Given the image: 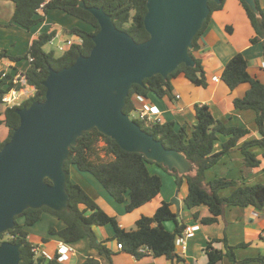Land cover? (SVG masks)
Returning a JSON list of instances; mask_svg holds the SVG:
<instances>
[{
  "label": "trees",
  "instance_id": "1",
  "mask_svg": "<svg viewBox=\"0 0 264 264\" xmlns=\"http://www.w3.org/2000/svg\"><path fill=\"white\" fill-rule=\"evenodd\" d=\"M15 4V11L10 24L21 25L32 29L44 21L50 9H61L66 13L76 16L89 25V29L73 26L67 31L71 34L81 36L83 43L72 44L61 55H56L54 50H45L44 46L56 35V31L41 32L36 36L25 55V58L32 57L26 75L30 84L37 88L34 96L24 100L20 105H2V96L9 87H5L6 78L0 79V126L3 124L8 128V135L5 139L0 136V150L7 143L15 129L20 125V115L16 112L18 107L30 106L34 101L44 100L46 87L44 81L49 75L50 68L62 69L74 63L80 54H90L94 47L93 35L100 29V24L95 16L86 8L80 6L82 0H12ZM87 6H99L111 14L116 26L128 32L137 42L149 38V32L144 23L147 12V0H83ZM258 11L251 9L245 0H241L248 17L256 31L251 38L252 42L264 39V9L260 0H255ZM225 0L217 3L209 2L211 13L203 28L199 30L193 41V51L199 48V37L211 20L212 13L224 7ZM44 4V5H43ZM43 5V6H42ZM43 8L45 15L38 13ZM195 65L188 66L181 64L168 77L161 74L154 75L144 80V85L135 84L127 98L124 111L131 113L135 108L134 98L136 95L148 96L155 93L159 97L169 95L173 97V79L184 74L188 79L197 85L206 86L207 78L204 64L194 54ZM8 58L12 61L21 59L18 55H12L6 48L0 47V59ZM222 80L229 88L234 89L243 82H249L251 87L244 97L234 99V105L238 109H254L256 111V123L262 136L258 139H247L241 145L239 141L245 137L250 130L239 126H229L218 120L212 114L210 107L206 104L197 103L195 111L197 123L189 129L187 124L177 126L173 120L151 123L146 125L144 121L135 119L143 129L153 134L155 138L163 141L166 147L177 149L183 153L193 164L194 170L181 174L174 168L169 170L162 164L149 160L141 152H131L120 147L117 142L98 129L87 131L78 138L77 145L73 148L70 158L66 161L68 173L67 190L69 192V206L67 209L57 211L48 206L38 209L29 208L16 217V225L13 229L2 233L1 240H8L21 243L22 261L21 264H29L36 260L33 251L34 244L29 239V231L26 227L32 226L41 220L44 212H50L64 221L66 226L62 229L50 227L49 233L60 237L66 243L76 242L84 237H89L91 245L97 247L102 253L111 255L112 251L106 246L105 241H98L95 228L99 226L112 225L115 230L114 239L122 243L123 248L137 258L148 254L156 257L166 256L171 260H180L176 248V239L182 235L187 228L186 223H180L176 212L172 209V203L163 201L156 212L151 215H142L136 221V228L127 230L120 226L116 216L108 214L98 202L77 182L73 181L70 174L71 165H76L79 170L90 172L104 186L107 192L119 203L127 201L126 209L131 211L156 198L162 189V178L149 170L150 164H157L166 171L174 174L178 187L183 181L188 184V194L184 202L188 208L198 205H207L211 215L200 218V213L195 212L194 217L204 224H211L218 221L227 208L234 206L254 205L264 208V182L254 185H240L239 181L226 177H216L206 180L205 172L213 167L219 160L236 148H240L244 154V162L247 167H258L261 164L256 153L252 152V146L264 147V82L252 76L248 70V61L242 52L233 55L224 67ZM223 134L228 139L223 142L219 151H214L218 136ZM100 141L105 145L98 146ZM111 157L104 159L102 154ZM264 155V153H263ZM225 188H232L227 196H222L220 191ZM23 219V222H20ZM175 221L176 227L173 231L168 230L164 223ZM216 244H222L217 246ZM204 250L207 255V264H224V258L228 257L232 264H246L258 260L264 264V256L251 257L239 260L235 254V246L229 244L227 237L209 239ZM43 264H60L57 256L46 261L39 257Z\"/></svg>",
  "mask_w": 264,
  "mask_h": 264
},
{
  "label": "water",
  "instance_id": "2",
  "mask_svg": "<svg viewBox=\"0 0 264 264\" xmlns=\"http://www.w3.org/2000/svg\"><path fill=\"white\" fill-rule=\"evenodd\" d=\"M210 1L147 0L144 23L150 36L142 42L119 29L103 7L80 2L100 24L92 37L94 47L70 66L51 67L45 99L16 109L20 125L0 150V235L13 229L16 217L29 208H68L66 161L87 131L98 129L123 149L141 152L169 170H194L183 153L166 147L124 107L135 84L144 85L157 74L168 77L181 64L195 65L193 41L210 16ZM245 1L258 11L255 0ZM172 202L181 222L178 195ZM21 247L0 239V264H21Z\"/></svg>",
  "mask_w": 264,
  "mask_h": 264
},
{
  "label": "crops",
  "instance_id": "3",
  "mask_svg": "<svg viewBox=\"0 0 264 264\" xmlns=\"http://www.w3.org/2000/svg\"><path fill=\"white\" fill-rule=\"evenodd\" d=\"M260 4L264 9V0H260ZM14 11L15 4L12 0H0V24L4 25L3 23L10 21ZM38 13L45 15L43 8H40ZM57 25L62 28L54 27ZM73 26L90 28L86 22L76 16L61 9H50L45 20L30 29L31 32L17 24H12L9 27L0 26V47L6 48L12 55H21L18 51L19 48H22L24 52L28 51L36 35L53 29L56 31L55 36L60 40L73 39L77 41L78 35L67 31ZM255 35L256 31L241 0H225L224 7L212 13L209 24L198 39L199 48L193 51V54L203 61L207 85H197L184 74H180L173 79V97L169 95L159 97L155 93H150L147 97L144 96V102H141L135 96V112L138 113L140 109L156 105L164 121L173 120L177 126L187 124L191 129L198 121L195 105L197 103L206 104L216 119L229 126H239L250 130L245 137L240 139L239 145L247 139L260 138L262 134L256 123V111L254 109H238L234 105L235 98L245 96L251 87L250 83L243 82L231 89L221 78L229 59L237 52H242L248 61L250 74L264 82V39L261 38L254 43L251 38ZM72 36H75V39ZM62 44L65 45L63 42ZM69 47L66 45V50ZM56 55L61 54L56 53ZM20 65L21 63L18 61L15 62L8 58L0 59V66L5 69L21 68ZM29 65L30 62L21 69L27 70ZM218 137L214 151H219L223 142L228 139V136L223 134ZM250 150L261 159L260 166L247 167L244 162V154L238 146L223 156L217 164L206 170V180L226 177L239 181L240 185L263 183L264 147L256 145L252 146ZM149 170L162 178L161 192L151 202L131 211L125 208L130 199L129 195H127L126 202L119 203L95 179L87 173H82L84 171L79 170L76 165L70 167V174L73 181L80 184L108 214L116 216L120 226L127 230L136 228V221L142 215H153L163 201L171 202L172 209L177 213L172 198L178 195L181 202L179 215L181 222H179H184L187 226H197L186 236L185 250H181L179 246L176 248L177 252L182 255L180 260H171L166 256L156 257L152 254L137 258L124 248L117 247V241L114 239L115 230L112 225L95 228L98 241H105L106 246L112 251L110 256L92 246L89 237L66 243L60 237L49 233L52 226L56 229L66 226L64 221L50 212H44L40 221L26 227L29 231L30 241L38 248L35 255L36 260L39 257L45 258L46 261L54 258L58 254V248L65 244L71 247L72 251L67 254V260L60 264H207L208 258L204 250L206 242L211 238L225 236L229 244L235 246L234 251L239 260L264 256V208L261 209L254 205L230 207L222 216H219L218 221L204 224L200 218L210 216V209L204 204L191 209L186 206L184 199L189 191L186 180L183 181L181 187H178L176 177H173L170 172L168 173L170 175L165 174L167 171L161 166L150 164ZM222 190L229 191L226 195L232 192V188ZM195 212L200 213L199 219L194 217ZM20 222H23V219ZM164 225L168 230L173 231L176 222L169 220ZM216 245L222 246V244ZM224 264H232V262L228 257H225ZM246 264L263 263L253 260Z\"/></svg>",
  "mask_w": 264,
  "mask_h": 264
},
{
  "label": "built area",
  "instance_id": "4",
  "mask_svg": "<svg viewBox=\"0 0 264 264\" xmlns=\"http://www.w3.org/2000/svg\"><path fill=\"white\" fill-rule=\"evenodd\" d=\"M56 38L58 39L57 49L63 52L66 50V45L71 46L74 43H78V44L83 43V38L81 36L77 37V41L73 39H67L63 41V40H60L58 37L54 36L50 40V43H53V41ZM62 42L65 43V45H63ZM29 59L30 61L33 60L32 57H30ZM4 78H6L5 87L6 88L9 87L2 96V105L4 107L20 105L24 100L29 99L30 97L34 96L37 92L36 86L29 83L27 75H26V70H22L21 68H18V67H11V68L5 69L0 66V79H4ZM216 80L218 79L216 78ZM177 96L179 97L180 95H177ZM136 99L138 101L144 102L143 95H136ZM136 118L140 119L141 121H144L146 125L164 121L159 112V108L156 105H152L149 108L138 110ZM196 227L197 226H193V227L187 226L183 234L179 235L176 239L177 247L179 246L181 250H185L186 236L190 234L192 231H194ZM117 247L122 249L123 248L122 243H117ZM37 250L38 248L33 246V251L35 252V255L38 252ZM71 251H72L71 247L65 244H62L57 250L58 254L56 256H57L58 261L65 262L67 260V254H69Z\"/></svg>",
  "mask_w": 264,
  "mask_h": 264
},
{
  "label": "rangeland",
  "instance_id": "5",
  "mask_svg": "<svg viewBox=\"0 0 264 264\" xmlns=\"http://www.w3.org/2000/svg\"><path fill=\"white\" fill-rule=\"evenodd\" d=\"M4 25H1L0 24V26L1 27H9L11 24H10V21H8V22H6V23H3ZM54 27H58L59 29L60 28H62L60 25H57V26H54ZM53 27V28H54ZM25 29H27V28H25ZM27 31L28 32H31V30H29V29H27ZM37 36V35H36ZM63 37H65V36H63ZM72 38H74L75 39V36H72ZM57 44H58V39L56 38L54 41H53V43H50V41L44 46V48H45V50H54L57 54H62L63 53V51H60L59 49H57ZM19 53L21 54V55H18V56H20L21 57V59L18 61L19 63H21V68L22 67H24V66H27L28 65V62H30V59L29 58H25V55L27 54V51L26 52H24L23 51V49L22 48H19ZM18 68H20V67H18ZM22 70H24V69H22ZM4 107V106H3ZM130 116L132 117V118H136V116H137V113L133 110L131 113H130ZM7 135H8V128L3 124L2 126H0V136L3 138V139H5L6 137H7ZM103 145H105V142L104 141H100L99 143H98V146L101 148ZM102 156L104 157V159H110L111 157H109V156H105V154L103 153L102 154ZM71 166H74V165H71ZM82 173H87L89 176H91L93 179H95L96 181H97V183L101 186V187H103L104 188V186L95 178V176H93L90 172H82ZM169 172L167 171V173H165V174H168ZM168 175H170V174H168ZM171 175H173V177H175V175L174 174H171ZM105 189V188H104ZM229 191L228 190H222L221 191V195L222 196H227L226 195V193H228ZM175 197V196H174ZM174 197L172 198V200L174 199ZM125 206V205H124ZM125 208H126V206H125ZM21 220V219H20ZM8 238V235L6 236V238H5V240Z\"/></svg>",
  "mask_w": 264,
  "mask_h": 264
}]
</instances>
